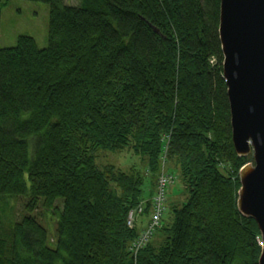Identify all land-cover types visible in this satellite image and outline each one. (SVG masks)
I'll use <instances>...</instances> for the list:
<instances>
[{
	"label": "trees",
	"instance_id": "obj_1",
	"mask_svg": "<svg viewBox=\"0 0 264 264\" xmlns=\"http://www.w3.org/2000/svg\"><path fill=\"white\" fill-rule=\"evenodd\" d=\"M26 1L49 7L47 46L0 47V198L26 199L0 264H257V225L236 208L251 160L231 143L219 0ZM164 151L186 199L158 246L131 251L144 227L127 215L143 203L148 219Z\"/></svg>",
	"mask_w": 264,
	"mask_h": 264
},
{
	"label": "water",
	"instance_id": "obj_2",
	"mask_svg": "<svg viewBox=\"0 0 264 264\" xmlns=\"http://www.w3.org/2000/svg\"><path fill=\"white\" fill-rule=\"evenodd\" d=\"M218 38L231 143L251 160L238 171L236 208L256 223L264 264V0H219Z\"/></svg>",
	"mask_w": 264,
	"mask_h": 264
},
{
	"label": "rangeland",
	"instance_id": "obj_3",
	"mask_svg": "<svg viewBox=\"0 0 264 264\" xmlns=\"http://www.w3.org/2000/svg\"><path fill=\"white\" fill-rule=\"evenodd\" d=\"M79 1L64 0L63 2L70 6H77ZM48 22L49 7L47 4L26 0L2 1L0 3V47H13L16 45L19 36H29L34 39L38 48H45L47 46ZM210 63L214 65L215 60L211 59ZM105 157L103 158L105 162L118 165L123 170L129 169L131 165H135V168H142L143 170L146 167L143 162H139L138 160L131 161L126 154L120 156L110 154L108 157L105 155ZM161 170L166 173H169L170 170L174 172V167L169 159ZM173 175L175 180L169 187V194L166 197V211L164 212L162 222L165 228H170L173 222V207L180 206L186 199L185 191L178 179L177 173L175 172ZM25 204L26 199L23 197L0 198V236L5 239L8 238L11 226L14 223L20 222L26 214L24 209ZM54 205H58L61 209L59 201ZM32 215L35 216L37 221L46 230L48 245L53 246L55 241V219L45 211L42 202H39ZM164 233L165 231H163V234L159 232L156 236L155 234L153 235L154 237L151 239L154 241V246H158L161 243L165 236Z\"/></svg>",
	"mask_w": 264,
	"mask_h": 264
},
{
	"label": "built area",
	"instance_id": "obj_4",
	"mask_svg": "<svg viewBox=\"0 0 264 264\" xmlns=\"http://www.w3.org/2000/svg\"><path fill=\"white\" fill-rule=\"evenodd\" d=\"M165 151L162 153L160 158L161 168L166 164V155ZM160 168V170H161ZM175 177L173 174L166 173L163 170L159 171V175L157 176L156 186L154 195L151 197V211L148 214V219L146 225L141 230L138 239L133 243L131 251H137L147 245L153 235L157 232V230L161 226L162 217L165 212V204L167 197V190L173 184ZM144 211L143 203H140L134 209H131L127 215V226L133 227L136 219L139 215H141ZM261 246V241H258Z\"/></svg>",
	"mask_w": 264,
	"mask_h": 264
},
{
	"label": "crops",
	"instance_id": "obj_5",
	"mask_svg": "<svg viewBox=\"0 0 264 264\" xmlns=\"http://www.w3.org/2000/svg\"><path fill=\"white\" fill-rule=\"evenodd\" d=\"M136 221L138 224V228L140 230L145 226L146 221H147V217L145 218V217L139 216V217H137Z\"/></svg>",
	"mask_w": 264,
	"mask_h": 264
},
{
	"label": "bare ground",
	"instance_id": "obj_6",
	"mask_svg": "<svg viewBox=\"0 0 264 264\" xmlns=\"http://www.w3.org/2000/svg\"><path fill=\"white\" fill-rule=\"evenodd\" d=\"M139 253V252H138Z\"/></svg>",
	"mask_w": 264,
	"mask_h": 264
}]
</instances>
